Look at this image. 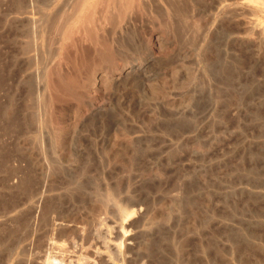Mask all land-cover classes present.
<instances>
[{
	"label": "rangeland",
	"instance_id": "obj_1",
	"mask_svg": "<svg viewBox=\"0 0 264 264\" xmlns=\"http://www.w3.org/2000/svg\"><path fill=\"white\" fill-rule=\"evenodd\" d=\"M56 258L264 264V0H0V264Z\"/></svg>",
	"mask_w": 264,
	"mask_h": 264
},
{
	"label": "built area",
	"instance_id": "obj_2",
	"mask_svg": "<svg viewBox=\"0 0 264 264\" xmlns=\"http://www.w3.org/2000/svg\"><path fill=\"white\" fill-rule=\"evenodd\" d=\"M49 264H67V262L62 258H56L50 261Z\"/></svg>",
	"mask_w": 264,
	"mask_h": 264
},
{
	"label": "bare ground",
	"instance_id": "obj_3",
	"mask_svg": "<svg viewBox=\"0 0 264 264\" xmlns=\"http://www.w3.org/2000/svg\"><path fill=\"white\" fill-rule=\"evenodd\" d=\"M183 12V11H182Z\"/></svg>",
	"mask_w": 264,
	"mask_h": 264
}]
</instances>
